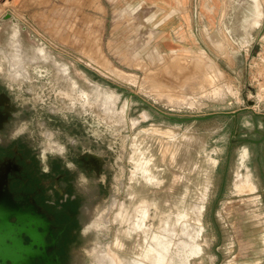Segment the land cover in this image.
<instances>
[{"label":"rangeland","instance_id":"obj_1","mask_svg":"<svg viewBox=\"0 0 264 264\" xmlns=\"http://www.w3.org/2000/svg\"><path fill=\"white\" fill-rule=\"evenodd\" d=\"M254 1L257 23L253 0L207 1L216 21L198 24L201 37L169 53L156 44L164 21L131 0L0 6V88L25 111L20 139L38 147L96 141L108 156L107 191L81 264L103 256L107 264H153L143 256L164 235L176 262L181 250L187 264H264V142L243 141L264 133V0ZM17 39L22 70L12 65ZM100 93L115 98L116 113ZM236 111L191 122L163 115ZM143 200L150 207L137 228ZM174 225V234L164 231ZM181 240L194 244L191 255Z\"/></svg>","mask_w":264,"mask_h":264},{"label":"flooded vegetation","instance_id":"obj_2","mask_svg":"<svg viewBox=\"0 0 264 264\" xmlns=\"http://www.w3.org/2000/svg\"><path fill=\"white\" fill-rule=\"evenodd\" d=\"M15 43L12 65L22 70L19 39ZM100 95L102 106L116 113L115 98ZM24 112L18 98L0 88V264H81L82 246L91 237L97 208L107 191L108 156L96 141H74L68 143L69 147L47 141L38 147L20 139ZM121 113L124 115V108ZM141 168L152 182L148 169ZM149 207L147 200L139 204L134 226H143ZM200 208L193 209L196 222ZM127 217L126 214V221ZM180 218L192 220L190 214L182 215L179 221ZM192 228L190 222H185L182 234L191 239ZM164 231L174 234L176 225ZM156 241L144 254L145 259L153 264H187L181 250L176 254L178 262L170 255L171 238L158 236ZM187 243L190 242L181 240L177 244L184 256L191 255ZM19 245L35 255L27 254Z\"/></svg>","mask_w":264,"mask_h":264},{"label":"crops","instance_id":"obj_3","mask_svg":"<svg viewBox=\"0 0 264 264\" xmlns=\"http://www.w3.org/2000/svg\"><path fill=\"white\" fill-rule=\"evenodd\" d=\"M16 1L17 0H0V6L13 5L16 3ZM131 1H133L135 5H141L142 9L145 8L154 11L155 21H164L163 25L155 27L157 36L156 44L157 47H159L160 51L163 53L181 52L183 51V49L191 47L193 42H191L189 39H196L201 37L199 35L197 25H201L202 22H215L218 16L212 13V7L208 6L209 4L207 3V1L211 2L213 0H206L204 3L205 7L208 8H206V10L209 12L206 15L202 14V12L199 10V4L201 0ZM176 9L178 10L175 11ZM167 13L170 14L169 18H167L166 16ZM179 31H183L187 38L183 39V35H181ZM145 169H148L146 165ZM100 262L102 264H107L106 257H100ZM112 264L116 263L112 261Z\"/></svg>","mask_w":264,"mask_h":264},{"label":"water","instance_id":"obj_4","mask_svg":"<svg viewBox=\"0 0 264 264\" xmlns=\"http://www.w3.org/2000/svg\"><path fill=\"white\" fill-rule=\"evenodd\" d=\"M240 112L241 111H236V112H231V113H213V114H208V115H204V116H193V117H175V116L166 115V114H163V115L165 117L169 118V119H172V120L191 122V121L208 120V119H211V118H213L215 116H218V115L237 116ZM256 133L260 134L259 131H256ZM243 141H251V142H254V143H260V142L264 141V133L262 134V136L260 137V139H258L256 141L251 140V139H243ZM19 247H21V246L19 245ZM22 249H24L27 254H33V255H35L31 251V249L30 250H27L25 248H22ZM27 264H32V263H27Z\"/></svg>","mask_w":264,"mask_h":264},{"label":"bare ground","instance_id":"obj_5","mask_svg":"<svg viewBox=\"0 0 264 264\" xmlns=\"http://www.w3.org/2000/svg\"><path fill=\"white\" fill-rule=\"evenodd\" d=\"M253 2L255 3L254 4V6H255V10L253 9L252 11H255V19H254V21H255V23H257V20L258 19H260V16H261V10H260V8H259V6L257 5V3L253 0ZM177 3V2H176ZM253 7V6H252ZM175 13V12H174ZM232 21H234V20H232ZM159 22V21H158ZM229 31V30H228ZM207 32V31H206ZM185 37V36H184ZM186 38V37H185ZM186 42H187V40H186ZM220 45V44H219ZM218 47V46H217ZM219 48V47H218ZM133 219V218H132ZM135 227H137V228H140L138 225H136Z\"/></svg>","mask_w":264,"mask_h":264}]
</instances>
